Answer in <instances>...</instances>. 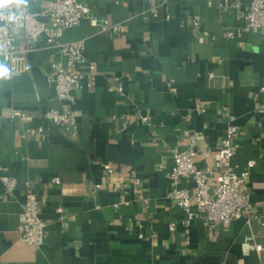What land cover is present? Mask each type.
<instances>
[{
	"label": "crops",
	"instance_id": "0c3cea01",
	"mask_svg": "<svg viewBox=\"0 0 264 264\" xmlns=\"http://www.w3.org/2000/svg\"><path fill=\"white\" fill-rule=\"evenodd\" d=\"M49 1L25 3L45 12ZM80 1L121 30L83 21L64 32L62 41L86 40L84 88L74 103L61 100L49 81L60 53L44 35L28 41L32 49L15 58L16 71L0 58L8 70L0 76V264H264L250 247L264 244V36L239 34L245 11L222 7L225 0ZM195 16L200 27L190 20ZM12 31L23 43L21 30ZM115 75L124 80L123 94L109 89ZM196 103L206 111H196ZM69 108L76 136L45 117L48 109ZM136 111L151 124L130 119ZM232 117L241 127L236 170L256 160L249 190L258 211L227 225L199 211L187 227L184 210L168 196L173 149L188 146L185 129L198 132L196 160L214 183L215 153ZM3 174L18 180L12 194ZM182 186L193 189V179L183 178ZM28 190L48 220L40 248L19 231Z\"/></svg>",
	"mask_w": 264,
	"mask_h": 264
},
{
	"label": "built area",
	"instance_id": "2783aa9c",
	"mask_svg": "<svg viewBox=\"0 0 264 264\" xmlns=\"http://www.w3.org/2000/svg\"><path fill=\"white\" fill-rule=\"evenodd\" d=\"M221 6L235 7L245 11L247 23L242 30L238 31L239 34L242 31H252L264 36V0H251L245 6L239 1L225 0ZM190 20L196 27H200L199 16L192 17ZM83 21H88L102 31L121 30V23L94 15L92 7L80 0H50L45 12L31 11L25 0H12V2L0 0V58L9 63L12 71H16L15 58L32 49L28 41H38L39 37L44 35L47 44L57 46L60 53V58L51 64L49 81L54 85L61 100L74 103L84 88L83 73L80 67L88 61L85 55L86 40L62 41L61 38L67 29ZM13 28L21 30L23 43L18 42L16 34L12 31ZM228 35L234 36L235 33L229 31ZM109 89L123 94L125 92L124 80L117 75L111 77ZM171 89L177 91L176 86L172 84ZM260 90L264 93V86ZM194 108L200 113L206 111V106L202 103H196ZM258 110L264 116V98ZM13 115L24 117L26 114L15 110ZM45 117L63 126L71 135L78 134L77 116L73 108L63 112L48 109L45 111ZM129 118L138 120L142 124H151L148 116L140 111L132 113ZM240 128L233 122V117L228 121L222 143L215 153L219 171L214 183L210 181L209 168L198 164L196 160L198 132L185 129L184 134L189 139L188 146L185 149L177 147L173 149L174 165L169 173L172 183L168 196L184 210L187 227L199 211L205 213V217L210 222L224 225L242 217L249 218L258 211L252 203L249 190L251 168L256 164V160H249L247 168L241 171H237L233 163L241 147ZM104 166L111 173L115 170L111 164L105 163ZM185 177L193 179V189L182 186V179ZM1 178L8 192L12 194L18 185L17 178L9 174H3ZM52 182L60 183L61 179L54 177ZM27 186L31 187V184L27 182ZM93 187L99 189L102 185L96 184ZM62 210L59 208V211ZM41 213L42 204L37 193L34 190H28L20 214L19 231L22 240L36 248H40L44 243L48 225V220ZM170 228L174 230L176 225L172 224ZM186 232H189V228ZM250 247L264 256L263 243L253 241Z\"/></svg>",
	"mask_w": 264,
	"mask_h": 264
},
{
	"label": "clouds",
	"instance_id": "9594fccd",
	"mask_svg": "<svg viewBox=\"0 0 264 264\" xmlns=\"http://www.w3.org/2000/svg\"><path fill=\"white\" fill-rule=\"evenodd\" d=\"M8 2H12V0H8ZM7 71L8 70L4 66L0 65V76L6 74Z\"/></svg>",
	"mask_w": 264,
	"mask_h": 264
}]
</instances>
